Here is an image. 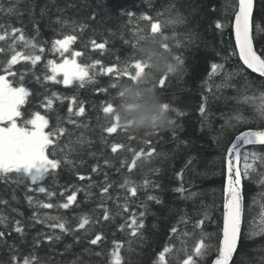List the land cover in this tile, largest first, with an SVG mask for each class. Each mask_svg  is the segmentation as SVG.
<instances>
[{"label": "trees", "instance_id": "16d2710c", "mask_svg": "<svg viewBox=\"0 0 264 264\" xmlns=\"http://www.w3.org/2000/svg\"><path fill=\"white\" fill-rule=\"evenodd\" d=\"M238 4L0 0V264L214 262L229 152L264 130ZM253 29L264 59V0ZM241 173L232 264H264V146Z\"/></svg>", "mask_w": 264, "mask_h": 264}, {"label": "water", "instance_id": "95a60500", "mask_svg": "<svg viewBox=\"0 0 264 264\" xmlns=\"http://www.w3.org/2000/svg\"><path fill=\"white\" fill-rule=\"evenodd\" d=\"M238 3L233 30L239 57L247 69L264 78V59L256 49L253 34L256 0H238ZM253 146H264V130L244 132L229 152L223 234L219 254L212 264H232L238 252L244 225L242 158Z\"/></svg>", "mask_w": 264, "mask_h": 264}, {"label": "rangeland", "instance_id": "374dc122", "mask_svg": "<svg viewBox=\"0 0 264 264\" xmlns=\"http://www.w3.org/2000/svg\"><path fill=\"white\" fill-rule=\"evenodd\" d=\"M1 85H3L4 83L0 82ZM22 163H21V160L19 158H12L9 162H7L6 164V167H9V166H20Z\"/></svg>", "mask_w": 264, "mask_h": 264}]
</instances>
